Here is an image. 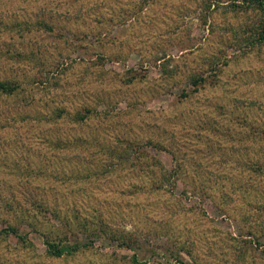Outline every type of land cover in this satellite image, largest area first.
I'll list each match as a JSON object with an SVG mask.
<instances>
[{"label":"rangeland","instance_id":"obj_1","mask_svg":"<svg viewBox=\"0 0 264 264\" xmlns=\"http://www.w3.org/2000/svg\"><path fill=\"white\" fill-rule=\"evenodd\" d=\"M263 19L0 0V264H264Z\"/></svg>","mask_w":264,"mask_h":264},{"label":"trees","instance_id":"obj_2","mask_svg":"<svg viewBox=\"0 0 264 264\" xmlns=\"http://www.w3.org/2000/svg\"><path fill=\"white\" fill-rule=\"evenodd\" d=\"M250 2L253 8L258 9L261 13H264V0H250ZM252 33L253 35L250 34V36H252L251 38H253L254 41L260 42L264 39V19L260 23H258V26L255 28V31H252ZM201 79H202L201 77H192L191 82L195 85ZM15 89H16L15 83L0 80V92L12 93ZM83 117L84 114H79V113L74 114V118L82 119ZM10 231L14 232V228L11 227L10 225H8L7 228L0 229V233L1 232L8 233ZM43 243L45 246V252L48 255H52V256H61L65 254H70L71 252L81 247L88 246V243H82L76 245L67 242V240H61V239L49 242L46 238H44Z\"/></svg>","mask_w":264,"mask_h":264}]
</instances>
